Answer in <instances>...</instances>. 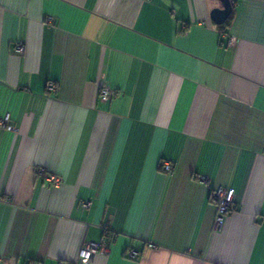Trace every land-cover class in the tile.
Masks as SVG:
<instances>
[{
    "label": "crops",
    "instance_id": "obj_1",
    "mask_svg": "<svg viewBox=\"0 0 264 264\" xmlns=\"http://www.w3.org/2000/svg\"><path fill=\"white\" fill-rule=\"evenodd\" d=\"M230 1L0 0V264H80L102 227L89 264H264V0Z\"/></svg>",
    "mask_w": 264,
    "mask_h": 264
},
{
    "label": "built area",
    "instance_id": "obj_2",
    "mask_svg": "<svg viewBox=\"0 0 264 264\" xmlns=\"http://www.w3.org/2000/svg\"><path fill=\"white\" fill-rule=\"evenodd\" d=\"M47 22H52V18H47ZM15 51L19 53L24 52V44L21 42H17L14 46ZM46 90L49 92L56 91V85L54 82H48L46 85ZM109 97V91L108 89L100 85L98 87V98L106 101ZM0 126L4 128L7 131L10 132H16L17 129L9 123V116L6 115L3 118L0 119ZM162 170L166 173H171L173 170V164L170 161H162L161 163ZM35 173L37 176L41 177L44 181V183L51 187H57L62 183V178L56 174H51L47 172L44 168L37 167L35 168ZM196 181H198L201 184H208L209 180L206 176L203 175H196L195 176ZM233 197H234V190L232 188H227L223 186L215 187L211 190L210 198L213 201V203L216 206V215L214 219V228L219 229L224 216L230 211L231 205L233 203ZM90 207L89 201H83L81 203V208L88 209ZM103 235L106 236L108 234V228L102 227ZM147 247L149 249L156 248L157 245L153 242H148ZM108 250L107 242L104 240V237L100 241H90L85 242L78 254V262L80 264H89V262L92 260V258L96 254H103L106 253ZM138 257V253L135 251H130L128 253L129 259H135ZM62 264H72L71 262H63Z\"/></svg>",
    "mask_w": 264,
    "mask_h": 264
},
{
    "label": "water",
    "instance_id": "obj_3",
    "mask_svg": "<svg viewBox=\"0 0 264 264\" xmlns=\"http://www.w3.org/2000/svg\"><path fill=\"white\" fill-rule=\"evenodd\" d=\"M219 6L214 7L210 11V19L216 25H221L229 18L232 13V3L230 0H214Z\"/></svg>",
    "mask_w": 264,
    "mask_h": 264
},
{
    "label": "trees",
    "instance_id": "obj_4",
    "mask_svg": "<svg viewBox=\"0 0 264 264\" xmlns=\"http://www.w3.org/2000/svg\"><path fill=\"white\" fill-rule=\"evenodd\" d=\"M230 18H231V17L228 18V21H227L225 24H227V23L229 22V19H230ZM223 26H224V24H223V25H220L219 27L222 28ZM160 167H161V165H160ZM161 170H162V167H161ZM162 171H163V170H162ZM214 188H215V187H214ZM212 189H213V188H211V190H212ZM211 190H210L209 194L211 193ZM232 204H233V203H232ZM231 209H232V205H231ZM231 209H230V211H231ZM230 211H229V212H230ZM229 212H228V213H229ZM108 236H109V232H108V234H107L106 236H104V240H105L106 242H107V239H106V238H107Z\"/></svg>",
    "mask_w": 264,
    "mask_h": 264
}]
</instances>
